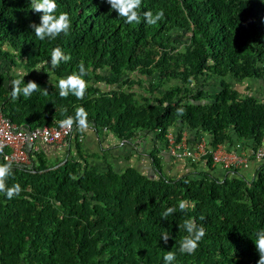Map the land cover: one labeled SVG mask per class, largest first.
Segmentation results:
<instances>
[{
    "label": "trees",
    "instance_id": "1",
    "mask_svg": "<svg viewBox=\"0 0 264 264\" xmlns=\"http://www.w3.org/2000/svg\"><path fill=\"white\" fill-rule=\"evenodd\" d=\"M30 3L0 0L2 114L16 125L32 127L74 117L82 106L87 129L95 133L102 127L132 146L129 136L138 140L147 134L151 147L143 151L153 176L132 166L97 169L84 156L82 131L75 123L64 146L35 142L27 164L10 163L6 185L19 183V195L9 200L0 193V264H165L169 251L176 257L171 264H257L254 241L264 229V162L247 179L225 172L216 179L206 169L196 170L198 176H169L157 153L166 132L177 140L183 129L188 144L196 131L208 135L210 146L238 142L248 154L264 144V99L240 96L223 80L264 82V0H141L140 22L132 24L107 0H56V14L68 13L71 27L67 35L43 41L29 27L39 24L43 13L34 12ZM161 10L163 18L147 24L144 12ZM174 29L186 32L181 49L173 44L181 36H172ZM55 47L71 60L52 68ZM17 58L25 72L12 76L9 67ZM81 62L87 70L84 98L60 97L58 79L78 72ZM35 67H45L54 82L29 77ZM131 71L157 73L155 88L164 79L170 83L157 93L139 84L132 88V81L121 85L133 79L127 75ZM206 76L219 78L208 95L197 81ZM14 79L35 81L38 90L13 100ZM167 156L211 167L207 154L194 162ZM181 200L189 202L185 211L179 209ZM169 207L175 212L162 219ZM190 218L206 231L192 255L179 251L188 235L183 224ZM165 233L167 244L161 240Z\"/></svg>",
    "mask_w": 264,
    "mask_h": 264
},
{
    "label": "clouds",
    "instance_id": "2",
    "mask_svg": "<svg viewBox=\"0 0 264 264\" xmlns=\"http://www.w3.org/2000/svg\"><path fill=\"white\" fill-rule=\"evenodd\" d=\"M111 5V9L117 12L120 17L126 18L125 22L132 24L133 22L139 23L140 17L137 9L141 5V0H107ZM30 6L34 12L43 13L40 17L39 24L31 23L29 27L34 31L36 38L43 41L46 38L55 39L61 33L65 35L68 34L71 27V21L68 13L60 12L56 14L57 3L56 0H31ZM144 18L149 25H155L160 21L164 13L163 11L157 12L155 15L151 11L144 12ZM71 60V56L65 55L60 47H55L51 50L50 65L52 68L58 67L59 64L63 62H68ZM79 71L72 72L66 77H61L57 81V87L59 89V96L62 98H67L69 94L74 95L77 99H83L85 91L87 89V82L83 78L87 74L84 64L81 62L78 65ZM22 79H14L11 82V98L13 100L18 99L21 94L24 97H30L34 91L38 90V84L35 81H29L24 84ZM46 92L47 90L44 89ZM183 109H177L178 114H183ZM88 113L82 106H77L75 108V116H68L65 119L59 121L60 128L71 129L75 123L79 130L84 131L88 128ZM4 144L0 143V153L3 152ZM7 160V157H5ZM11 164L10 163H0V193H4L7 199H12L14 196L19 195L21 192V187L19 183L13 184L11 187L6 185V179L11 174ZM189 202L187 200H181L179 202V209L185 211L189 207ZM194 207V205H191ZM175 208L169 207L164 211L161 216L162 219H166L170 214L175 212ZM203 219V217H201ZM183 228L186 230L188 235L182 238L179 246V251L182 254L192 255L195 253L199 246V242L206 235L205 228L203 226H198L195 219H186L183 224ZM257 238L254 241L256 249L259 253V260L257 264H264V229L257 232ZM170 236L165 233L161 236V240L164 244H167ZM174 252H167L163 260L165 264H171L175 260Z\"/></svg>",
    "mask_w": 264,
    "mask_h": 264
},
{
    "label": "built area",
    "instance_id": "3",
    "mask_svg": "<svg viewBox=\"0 0 264 264\" xmlns=\"http://www.w3.org/2000/svg\"><path fill=\"white\" fill-rule=\"evenodd\" d=\"M61 120L59 119L51 125L22 127L9 121L2 114L0 108V143L4 144L3 152L0 153V162L27 164L29 162L28 150L36 149L35 142L37 141L49 143L55 147L66 145L72 135V128L70 130L60 128L59 121ZM164 137L165 143L161 150L166 155L173 158L183 157L189 160H197L207 154L210 166H217L228 175H240L248 170L253 175V167L264 162V144L250 150L248 154L238 142H234L233 146L229 148L224 147L222 143H215L210 146L204 137L197 136L191 144H188L184 130L177 140L170 132H166ZM26 143L29 145L28 150H26Z\"/></svg>",
    "mask_w": 264,
    "mask_h": 264
},
{
    "label": "rangeland",
    "instance_id": "4",
    "mask_svg": "<svg viewBox=\"0 0 264 264\" xmlns=\"http://www.w3.org/2000/svg\"><path fill=\"white\" fill-rule=\"evenodd\" d=\"M179 34H181V36L179 37V41L176 43H173V44L175 45V47L181 49L182 43L186 42V38H187L186 32L185 31L179 32L177 29L171 30L172 36L179 35ZM2 63L3 62L0 59V65ZM45 71H46L45 67L44 68L43 67L42 68L41 67L40 68L35 67L28 73V75H29V77H33V76L37 75L38 77L43 78V80H45L48 83L54 82L51 75L44 74ZM24 72L25 71L21 66V60L19 58H17L16 63L13 66L9 67V74H11L12 76H16L18 73H24ZM100 72L104 73L103 70H100ZM127 75H129L130 77H133V79H131V80L127 79L128 81L121 83V85H123V86L127 85L128 83H131V81H132V88L134 86H136V84L137 85L139 84L141 86L140 88L142 90H144L145 87H148L149 88L148 91L153 92V93H157L156 91L160 90V88H162V86L168 85L170 83L169 80L164 79V81H162L155 88L154 83L157 81L158 76H159L157 73H152L151 75L148 76L145 73H136L135 71H131ZM218 79L219 78L216 76H206L204 78H199L197 81L199 83H202L201 87L206 91V94L208 95L209 93H213L217 89ZM223 80L228 82L229 85L232 88H234L237 91V94L240 96L250 94V95H253L257 98L264 99V82L260 79L251 78V77L237 79V78H234L232 76H225V77H223ZM191 84H193V82ZM146 89L147 88H145V90ZM135 96H137V95H135ZM101 129L103 131L102 127H101ZM192 133H189V137L192 136ZM195 133H197L196 135H198V136L204 137L205 141L207 142L206 139H207L208 135L205 132L196 131ZM140 135L142 136V134H140ZM108 136L109 137L112 136V138L116 139V140L118 139L117 137H115L114 134H112L110 132L107 133V137ZM129 137L132 138V140L136 143V145L140 144V147H142V148H140V151L138 153H136L137 156L132 155V156L125 158V159H122V160L119 159L121 161L119 163H117L113 158L111 159V157L107 153L102 152L100 155L96 154V156L94 157L92 162H89V163L94 164V166H96L97 169H99V170H103L106 166L114 167L116 169H122L126 166H132L145 175H152L153 176L152 168L148 162V156H147V154L145 155V153H147V152L143 151V150H147L148 148L151 147L152 141L149 139L147 134H144L142 139H138V140H136L135 136L134 137L129 136ZM232 146H233L232 144L224 142V147L228 148V147H232ZM157 154H158L159 159H160L159 163H160L161 169H162L163 173L166 175L171 176V175L179 174V173H190V174H193L194 176H198L199 174H197L196 170L206 169L209 171L211 177H214L216 179L221 178L222 171L217 166L206 167L204 164H202L203 163L202 161L195 162L194 166H190V164H188V163H181V162H178L177 160L171 159L164 152H162L161 148L159 149ZM194 161H196V160H193L192 162H194ZM243 173H244V177L246 179L249 178V176L251 175L249 170H248V172L245 171Z\"/></svg>",
    "mask_w": 264,
    "mask_h": 264
},
{
    "label": "crops",
    "instance_id": "5",
    "mask_svg": "<svg viewBox=\"0 0 264 264\" xmlns=\"http://www.w3.org/2000/svg\"><path fill=\"white\" fill-rule=\"evenodd\" d=\"M80 133V145H82L84 156L89 162H92L96 154L100 155L102 152H105L111 157V159L113 158L117 163H119L122 159L128 158L132 155L137 156L136 153H138L140 148H142L140 147V144L136 145V143H134V146H132L129 143L126 145L116 139H113L112 136L107 137L108 132L106 131L95 133L86 129ZM100 134L103 135L102 140L101 136H99Z\"/></svg>",
    "mask_w": 264,
    "mask_h": 264
},
{
    "label": "water",
    "instance_id": "6",
    "mask_svg": "<svg viewBox=\"0 0 264 264\" xmlns=\"http://www.w3.org/2000/svg\"><path fill=\"white\" fill-rule=\"evenodd\" d=\"M28 146H29L28 143H26V150H28Z\"/></svg>",
    "mask_w": 264,
    "mask_h": 264
}]
</instances>
